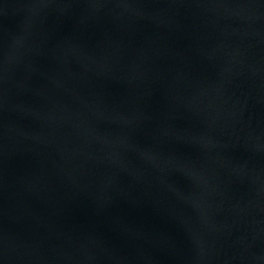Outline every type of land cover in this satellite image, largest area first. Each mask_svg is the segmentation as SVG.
I'll use <instances>...</instances> for the list:
<instances>
[{
	"label": "water",
	"instance_id": "95a60500",
	"mask_svg": "<svg viewBox=\"0 0 264 264\" xmlns=\"http://www.w3.org/2000/svg\"><path fill=\"white\" fill-rule=\"evenodd\" d=\"M0 264H264V0H0Z\"/></svg>",
	"mask_w": 264,
	"mask_h": 264
}]
</instances>
